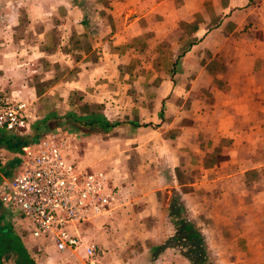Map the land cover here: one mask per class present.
Listing matches in <instances>:
<instances>
[{
  "label": "crops",
  "instance_id": "crops-1",
  "mask_svg": "<svg viewBox=\"0 0 264 264\" xmlns=\"http://www.w3.org/2000/svg\"><path fill=\"white\" fill-rule=\"evenodd\" d=\"M85 2L0 0V94L26 105L23 129L7 135L0 128V187L4 176L14 175L21 159L24 166L23 148L47 135L59 137L67 128L78 138L65 134L72 140L70 148L62 150L63 158L70 157L72 165L82 169L97 168L112 195L108 210L89 220L86 243L79 239L82 253L79 249L51 256L42 253L45 264L52 260V264H190L183 255L187 241L173 240L184 222L199 235L210 264H264V41L247 45L240 76L210 79L214 119L207 128V141L211 146L225 141L206 168L203 159L185 151L178 136L160 139L151 145L149 155L139 152V146L122 149L120 141L115 144L104 138L118 123H108L99 110L85 114L76 103L99 93L97 67L94 73L84 68L98 43L90 45V50L81 49L91 31L111 28L114 37L129 33L134 22L158 10L167 11L161 17L174 13L178 18H204L201 3L214 2L102 0L94 13L82 7ZM210 9L212 17L220 19L215 7ZM93 14L95 27L88 20ZM198 33L200 37L188 50L202 46L211 30L197 24L194 36ZM227 61L228 68L238 64ZM88 244L97 246L92 258L85 254ZM40 254L28 251L25 255L30 263L44 264L33 261Z\"/></svg>",
  "mask_w": 264,
  "mask_h": 264
},
{
  "label": "rangeland",
  "instance_id": "rangeland-1",
  "mask_svg": "<svg viewBox=\"0 0 264 264\" xmlns=\"http://www.w3.org/2000/svg\"><path fill=\"white\" fill-rule=\"evenodd\" d=\"M71 1L77 5L81 3V0ZM92 1L94 0H86L84 4L87 3L88 6L82 4V7L94 13L98 10L94 6L101 8L102 0H99V4ZM211 1L214 3H201V9L206 10V13H202L204 18H178L174 13L169 18L161 17L167 11L158 10L134 22L129 33L122 32L114 37L115 34L109 31L111 28H106L97 33L91 31L90 37L82 40L83 50L86 47L90 50V45L98 43V52L95 48L88 54L84 68L94 73L97 67L98 76L100 75L99 93L86 101L75 103L77 106L81 104L85 114L99 110L104 113L108 123H118L104 136L106 140H113L115 144L120 141L122 149H127L129 145L139 146V152L149 155L160 139L178 136L181 137L186 152L190 151L196 158L203 159V167L213 163L216 154L221 152L220 144L225 140L220 139L216 146H211L207 141V128L214 119L210 114L213 111L212 99L209 100L208 94L210 79L214 80L215 76L225 74L236 78L242 74L240 62L244 60L247 45L264 41V0ZM210 6L215 7L220 19L212 17L215 14ZM99 10L102 12V9ZM88 20L89 24L92 23L91 27L94 26V14ZM131 20L129 18L125 21ZM216 21L218 24L214 25ZM197 24L203 30L207 29V32L211 30V33L202 46L190 51L188 47L200 37V33L194 36ZM95 37L99 40L95 41ZM229 59L238 61L233 69L225 66V61ZM95 60L97 64L94 63ZM65 129L58 133V138L65 139V134L76 135L75 138H78L76 132L71 133ZM6 133L12 134L13 131ZM71 140L68 138L67 144ZM64 160L72 165L70 157ZM22 163L21 159L20 166L15 167L13 172H20ZM74 167L82 169L80 166ZM97 170L94 167H84V171L88 173ZM11 176L13 174H7L4 179ZM105 192L109 191L105 188ZM91 220L90 222L95 221V218ZM90 222L87 220L66 227L65 231L72 236L77 235L86 243L84 235ZM34 228L35 224L30 218L23 217L16 208L0 203V264H14V260L16 264H33L28 255H25L28 251L41 253L42 257L33 258L35 263L44 262L42 253L45 256L58 254L52 246L47 245L43 235L39 238L31 236ZM78 249L81 254L82 248ZM197 264H210V261L203 255L202 261Z\"/></svg>",
  "mask_w": 264,
  "mask_h": 264
},
{
  "label": "built area",
  "instance_id": "built-area-1",
  "mask_svg": "<svg viewBox=\"0 0 264 264\" xmlns=\"http://www.w3.org/2000/svg\"><path fill=\"white\" fill-rule=\"evenodd\" d=\"M25 109L24 102L0 94V128L13 133L23 129ZM67 140L68 137L47 135L23 148L22 170L3 179L0 190L2 204L16 208L23 217L33 221L35 228L31 236L43 235L47 245L58 252L76 251L81 246L77 235L67 233L66 227L102 215L112 202L111 193L105 192L102 173L85 172L64 160L61 152L70 148ZM97 252L94 244L86 245L87 258Z\"/></svg>",
  "mask_w": 264,
  "mask_h": 264
},
{
  "label": "trees",
  "instance_id": "trees-1",
  "mask_svg": "<svg viewBox=\"0 0 264 264\" xmlns=\"http://www.w3.org/2000/svg\"><path fill=\"white\" fill-rule=\"evenodd\" d=\"M180 238L187 241L188 247L184 252V258L190 264H197L203 259V252L200 247L199 235L193 230L192 226L187 222L182 223L181 226L176 230L173 240L178 241ZM16 264V260H14Z\"/></svg>",
  "mask_w": 264,
  "mask_h": 264
}]
</instances>
